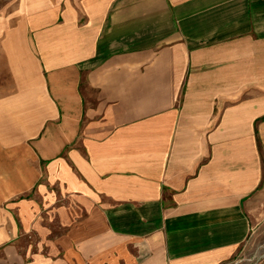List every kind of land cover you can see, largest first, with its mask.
Returning a JSON list of instances; mask_svg holds the SVG:
<instances>
[{
    "label": "crops",
    "instance_id": "crops-1",
    "mask_svg": "<svg viewBox=\"0 0 264 264\" xmlns=\"http://www.w3.org/2000/svg\"><path fill=\"white\" fill-rule=\"evenodd\" d=\"M79 5L51 98L0 109V264H256L264 0Z\"/></svg>",
    "mask_w": 264,
    "mask_h": 264
},
{
    "label": "rangeland",
    "instance_id": "rangeland-1",
    "mask_svg": "<svg viewBox=\"0 0 264 264\" xmlns=\"http://www.w3.org/2000/svg\"><path fill=\"white\" fill-rule=\"evenodd\" d=\"M82 1L0 0V109L11 95L30 94V101L21 102L30 106L39 103L40 95L51 98L54 65L68 48L60 39H69L73 15L84 12V5H79ZM263 253L264 229H259L254 234L253 249L245 248L241 258L255 255L253 261L258 264ZM248 262L245 259L240 264Z\"/></svg>",
    "mask_w": 264,
    "mask_h": 264
}]
</instances>
